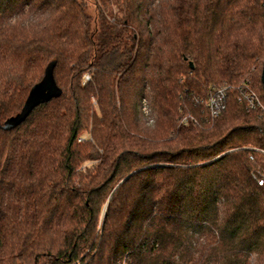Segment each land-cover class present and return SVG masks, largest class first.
Segmentation results:
<instances>
[{
    "label": "trees",
    "instance_id": "trees-1",
    "mask_svg": "<svg viewBox=\"0 0 264 264\" xmlns=\"http://www.w3.org/2000/svg\"><path fill=\"white\" fill-rule=\"evenodd\" d=\"M263 60L264 0H0V264H264Z\"/></svg>",
    "mask_w": 264,
    "mask_h": 264
},
{
    "label": "built area",
    "instance_id": "built-area-1",
    "mask_svg": "<svg viewBox=\"0 0 264 264\" xmlns=\"http://www.w3.org/2000/svg\"><path fill=\"white\" fill-rule=\"evenodd\" d=\"M85 81H89V76H85ZM231 89V86L224 85L220 87H212L204 96H197L193 99V103L202 108V121L205 123L214 122L225 109L227 93ZM237 101L243 104L248 111H254L259 115L264 114V106L259 99L257 93L252 88L250 81L243 82L237 86ZM142 109L147 114L146 102L142 100ZM192 123L195 126L202 124L201 120L191 116L183 115L179 121V124L186 125ZM251 158V157H250ZM261 185L262 181H258Z\"/></svg>",
    "mask_w": 264,
    "mask_h": 264
},
{
    "label": "water",
    "instance_id": "water-1",
    "mask_svg": "<svg viewBox=\"0 0 264 264\" xmlns=\"http://www.w3.org/2000/svg\"><path fill=\"white\" fill-rule=\"evenodd\" d=\"M260 82L262 85V89L264 91V60L261 68ZM55 93H56V88L54 87L48 76L45 77L42 84L38 86L35 90H33L31 98L29 99V102L27 103V106L24 109V111L27 110L33 103L40 101L46 94L54 95ZM10 122H14L13 119H11Z\"/></svg>",
    "mask_w": 264,
    "mask_h": 264
},
{
    "label": "rangeland",
    "instance_id": "rangeland-1",
    "mask_svg": "<svg viewBox=\"0 0 264 264\" xmlns=\"http://www.w3.org/2000/svg\"><path fill=\"white\" fill-rule=\"evenodd\" d=\"M142 100H141V104H140V109L139 110H140L141 114L144 116V118L146 120V124L148 126H152L153 125V119L150 116V112H149V107H148L147 101L144 99L145 102H146L147 110H148L147 111V114H145L143 112V109H142ZM94 165H95L94 163H86V164L83 165L82 170L83 171H85V170H91V169L94 168ZM102 218H103V215H101L100 218H99V224L102 222Z\"/></svg>",
    "mask_w": 264,
    "mask_h": 264
}]
</instances>
